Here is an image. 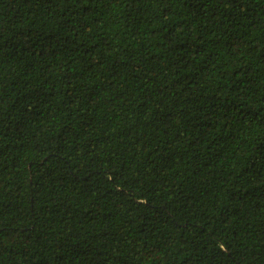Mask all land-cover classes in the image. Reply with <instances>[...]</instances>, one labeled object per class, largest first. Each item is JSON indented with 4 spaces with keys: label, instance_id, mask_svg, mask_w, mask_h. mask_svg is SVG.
Masks as SVG:
<instances>
[{
    "label": "trees",
    "instance_id": "trees-1",
    "mask_svg": "<svg viewBox=\"0 0 264 264\" xmlns=\"http://www.w3.org/2000/svg\"><path fill=\"white\" fill-rule=\"evenodd\" d=\"M0 264H264V0H0Z\"/></svg>",
    "mask_w": 264,
    "mask_h": 264
}]
</instances>
